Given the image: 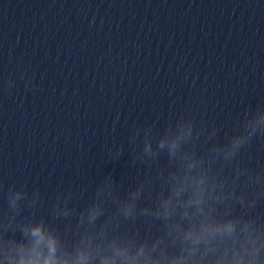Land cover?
<instances>
[{"label":"clouds","instance_id":"obj_1","mask_svg":"<svg viewBox=\"0 0 264 264\" xmlns=\"http://www.w3.org/2000/svg\"><path fill=\"white\" fill-rule=\"evenodd\" d=\"M16 84L10 74L3 91ZM223 129L191 108L134 126V183L103 174L83 207L71 203L83 190H58L50 216L36 214L39 189L0 183V264H264V103ZM124 154L123 144L106 148L107 162Z\"/></svg>","mask_w":264,"mask_h":264}]
</instances>
